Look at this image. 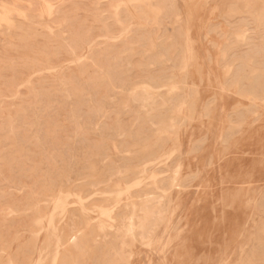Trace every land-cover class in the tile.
<instances>
[{"label": "rangeland", "instance_id": "rangeland-1", "mask_svg": "<svg viewBox=\"0 0 264 264\" xmlns=\"http://www.w3.org/2000/svg\"><path fill=\"white\" fill-rule=\"evenodd\" d=\"M174 1L0 0V49L7 52L0 51V139H3L0 141L4 143L0 142V153L5 150L0 155V264H40L43 250L50 252H46L49 256L45 255L47 259L41 264H54L51 261L54 249L55 255L58 253L57 259H53L55 264H264V0ZM48 4L52 6L48 8ZM49 10L53 11L48 13ZM165 11L169 12L166 14ZM5 12L9 18L2 20L1 15ZM113 20L115 24H112ZM96 28H100L99 34ZM151 29L154 30L152 34ZM137 34H145L146 37L138 39ZM25 51H30V56ZM93 62L92 68L90 63ZM78 70L79 73L76 72ZM104 84L106 86L102 87ZM249 84L251 86L248 87ZM246 89L248 91L244 92ZM124 118L128 119L125 121ZM141 122L143 124H139ZM147 128L153 131L148 132L151 129ZM21 138L22 145L26 140V149L19 145ZM37 152L39 155L36 157ZM132 163H137V166ZM143 163L148 171H145ZM30 166L35 167L31 170ZM16 168L17 171L14 170ZM163 169L166 171L162 172ZM76 187L81 190H76ZM120 189H123V194ZM23 194L27 195L23 197ZM79 196L83 199L82 204ZM56 204L64 212L58 205L55 207ZM100 207H106L109 211L106 212L105 208L104 214L108 216L111 212L110 216L106 218L103 211L100 214ZM22 216L25 217L21 219ZM101 225L105 226L103 230ZM51 228H55L53 232L57 238L49 232ZM60 237L65 238L62 243L58 242Z\"/></svg>", "mask_w": 264, "mask_h": 264}, {"label": "bare ground", "instance_id": "bare-ground-1", "mask_svg": "<svg viewBox=\"0 0 264 264\" xmlns=\"http://www.w3.org/2000/svg\"><path fill=\"white\" fill-rule=\"evenodd\" d=\"M20 1H21V0H20ZM40 1H41V0H40ZM44 1H45V0H44ZM93 1H94V0H93ZM135 1H136V0H135ZM145 1H147V0H145ZM161 1H162V0H160V2H161ZM170 1H171V0H170ZM76 2H77V1H76ZM80 2H81V1H80ZM132 2H134V1H132ZM137 2H138V1H137ZM175 2H176V0L174 1V3H175ZM41 3H42V2H41ZM65 3H66V2H65ZM78 3H79V2H78ZM86 3H87V2H86ZM86 3H85V6H86ZM103 3H104V2H103ZM152 3H153V2H152ZM168 3H169V2H167V4H168ZM172 3H173V1H172ZM73 4H74V3H73ZM88 4H90V2L87 3V5H88ZM104 4H106V3H104ZM146 4H147V3H146ZM160 4H161V3H160ZM164 4H165V3L163 2V5H164ZM232 4H233V3H232ZM232 4H231V5H232ZM234 4H235V3H234ZM237 4H238V3H237ZM48 5H49V4H48ZM80 5H81V3H80ZM80 5H79V6H80ZM152 5H153V4H152ZM154 5H155V4H154ZM51 6H52V5H51ZM51 6L49 5L48 8L51 7ZM67 6H68V5H67ZM69 6H71V5L69 4ZM69 6H68V7H69ZM81 6L83 7V4H82ZM89 6H90V5H89ZM108 6H109V5H108ZM139 6H140V5H139ZM148 6H149V4H148ZM164 6H165V5H164ZM169 6H170V4H169ZM171 6H173V4H172ZM171 6H170V7H171ZM175 6H177V5L175 4ZM175 6H174V8H175ZM233 6H234V5H233ZM0 7H1V6H0ZM53 7H54V6H53ZM143 7H144V6H143ZM167 7H168V6H167ZM167 7L165 6L164 8H166V10H168ZM177 7H178V6H177ZM239 7H240V6H239ZM24 8H25V7H24ZM27 8H28V7H27ZM73 8H75V7H73ZM105 8H106V7H105ZM107 8H108V7H107ZM107 8H106V9H107ZM117 8H118V7H117ZM126 8H127V7H126ZM139 8H140V7H139ZM148 8H149V7H148ZM179 8H180V7H179ZM51 9H52V8H51ZM65 9H66V8H65ZM67 9H68V8H67ZM81 9H82V8H81ZM84 9H85V8H84ZM84 9H83V10H84ZM99 9H100V8H99ZM99 9L97 8V10H99ZM102 9H103V8H102ZM53 10H54V9H53ZM53 10H52V11H53ZM72 10H73V9H72ZM85 10H86V9H85ZM92 10H93V9H92ZM103 10H104V9H103ZM121 10H122V9H121ZM124 10H125V9H124ZM137 10H138V9H137ZM173 10H174V9H173ZM177 10H178V8L176 9V12H177ZM50 11H51V10H49L48 13H49ZM52 11H51V12H52ZM63 11H64V10H63ZM69 11H70V10H69ZM80 11H81V10H80ZM87 11H88V10H87ZM89 11H90V8H89ZM105 11H106V10H105ZM162 11H163V10H162ZM174 11H175V10H174ZM231 11H232V10H231ZM233 11H235V10H233ZM254 11H255V10H254ZM15 12H16V11H15ZM122 12H123V11H122ZM166 12H167V11H165V13H166ZM168 12H169V11H168ZM168 12H167V13H168ZM170 12H171V11H170ZM65 13H66V11H65ZM165 13H163V15H164ZM167 13H166V14H167ZM256 13H257V12H256ZM80 14H81V13H80ZM123 14H124V12H123ZM170 14H171V13H170ZM175 14H176V13H174L173 15H175ZM18 15H20V14H18ZM18 15H17V16H18ZM48 15H50V14H48ZM82 15H83V13L81 14V16H82ZM84 15H85V14H84ZM121 15H122V14H121ZM163 15H162V17H163ZM20 16H22V15H20ZM20 16H19V17H20ZM24 16H25V15H24ZM59 16H60V15H59ZM62 16H63V15H62ZM62 16H60V17H62ZM70 16H71V15H70ZM177 16H179V15L177 14ZM76 17H77V16H76ZM85 17H86V16H85ZM87 17H88V16H87ZM87 17H86V18H87ZM109 17H110V16H109ZM127 17H128V16H127ZM166 17L169 18L170 15H169V16L167 15ZM8 18H9V16H8V13H7V12H5L3 15H1V19H2V20H7ZM50 18H51V17H50ZM92 18H93V17H92ZM128 18H129V17H128ZM172 18H173V17H172ZM222 18H223V17H222ZM248 18H249V17H248ZM248 18H247V19H248ZM57 19H58V18H57ZM80 19H81V18H80ZM83 19H84V17H83ZM90 19H91V18H90ZM110 19H111V17H110ZM123 19H124V18H123ZM163 19H165V16H164ZM169 19H171V17H170ZM225 19H226V18H225ZM227 19H228V18H227ZM236 19H237V18H236ZM238 19H239V18H238ZM240 19H242V18H240ZM250 19H251V17H250ZM10 20H11V19H10ZM13 20H14V19H13ZM24 20L26 21V19H24ZM59 20H60V18H59ZM87 20H88V19H87ZM103 20H104V19H103ZM120 20H121V19H120ZM158 20H159V19H158ZM171 20H172V19H171ZM171 20H169V21L171 22ZM18 21H19V20H18ZM46 21H47V20H46ZM80 21H82V20H80ZM113 21H114V20H113ZM149 21H150V23H151L152 20H149ZM237 21H238V20H236V22H237ZM239 21H240V20H239ZM245 21H246V20H245ZM249 21H250V20H249ZM253 21H254V20H253ZM11 22H12V21H11ZM30 22H31V21H30ZM91 22H93V19L91 20ZM170 22H169V24H170ZM232 22H233V21H232ZM234 22H235V20H234ZM3 23H4V22H3ZM79 23H80V22H79ZM99 23H100V22H99ZM110 23H111V22H110ZM165 23H166V22H165ZM167 23H168V22H167ZM245 23H246V22H245ZM251 23H253L252 20H251ZM15 24H16V23H15ZM22 24H23V23H22ZM32 24H34V23H32ZM75 24L77 25V23H75ZM86 24H88V23H86ZM89 24H90V21H89ZM112 24H115V21L112 22ZM119 24H120V23H119ZM233 24H234V23H233ZM233 24H232V25H233ZM7 25H8V24H7ZM9 25H10V24H9ZM13 25H14V23H13ZM76 25H74V26H76ZM98 25H99V24H98ZM110 25H111V24H110ZM148 25H149V24H148ZM150 25H151V24H150ZM211 25H212V24H211ZM228 25H229V24H228ZM232 25L230 24L229 26H232ZM32 26H33V25H32ZM77 26H78V25H77ZM87 26H88V25H87ZM89 26H90V25H89ZM94 26H95V25H94ZM108 26H109V25H108ZM113 26H114V25H113ZM163 26H164V25H163ZM176 26H178V25H176ZM242 26H243V25H242ZM2 27H4V26H2ZM84 27H85V26H84ZM97 27H98V26H97ZM129 27H130V26H129ZM181 27H182V26H181ZM181 27H180V28H181ZM219 27H220V26H219ZM262 27H263V26H262ZM50 28H51V27H50ZM87 28H88V27H87ZM109 28H110V27H109ZM113 28H114V27H113ZM247 28H248V27H247ZM251 28H252V27H251ZM251 28H250V29H251ZM263 28H264V27H263ZM263 28H262V29H263ZM48 29H49V28H48ZM54 29H55V28H54ZM65 29H66V28H65ZM72 29H73V28H72ZM83 29H84V28H83ZM94 29H95V28H94ZM94 29H92V31H94ZM97 29H98V28H96V30H97ZM128 29H130V28H128ZM160 29L163 30V28H160ZM167 29H168V28H167ZM232 29H233V28H232ZM4 30H5V29H4ZM52 30H53V29L51 28V31H52ZM84 30H86V29H84ZM96 30H95V31H96ZM109 30H110V29H109ZM142 30H144V29H142ZM149 30H150V29H149ZM152 30H153V29H151V33H150V34H152ZM183 30H184V29H183ZM255 30H256V28H255ZM2 31H3V30H2ZM49 31H50V30H49ZM98 31L100 32V28H99V30H97V32H98ZM112 31H113V29H112ZM126 31L128 32L127 29H126ZM133 31H134V30H133ZM138 31H139V30H138ZM138 31H137V32H138ZM153 31H154V30H153ZM181 31H182V30H181ZM248 31H250V30H248ZM261 31H262V30H261ZM71 32H72V31H71ZM81 32H82V31H81ZM99 32H98V34H99ZM120 32H121V31H120ZM139 32H140V31H139ZM149 32H150V31H149ZM149 32H148L147 34H149ZM168 32H169V30H168ZM209 32L211 33V31H209ZM50 33H51L52 35H54L52 32H50ZM73 33H74V32H73ZM109 33H110V32H109ZM123 33H124V32L122 31L121 34H123ZM134 33H135V32H134ZM153 33H154V32H153ZM164 33H165V32H164ZM247 33H249V32H247ZM251 33H252V32H251ZM251 33H250V34H251ZM262 33H263V32H262ZM22 34H23V33H22ZM94 34H95V33H94ZM94 34H93V37L95 36ZM100 34H102V33H100ZM112 34H113V33H112ZM115 34H117V33H115ZM121 34H120V37H121ZM162 34H163V33H162ZM179 34H180L179 36L182 37L181 33H179ZM182 34H183V33H182ZM218 34H219V33H218ZM245 34H246V32H245ZM5 35H6V34H5ZM104 35H106V34H104ZM137 35H138V34H137ZM144 35H145V34H144ZM144 35H143V36L140 35V36L144 38V37H146V35H145V36H144ZM160 35H161V34H160ZM172 35H173V34H172ZM258 35H259V34H258ZM59 36H60V35H59ZM102 36H103V35H101L100 37H102ZM115 36H116V35H115ZM135 36H136V35H135ZM140 36L138 35V36H136V37H138V39H139ZM163 36H164V34H163ZM184 36H185V35H183V38H184ZM187 36H188V35H187ZM239 36H240V35H239ZM241 36H242V35H241ZM241 36H240V37H241ZM98 37H99V35H98ZM130 37L133 38V36H129V38H130ZM141 37H140V38H141ZM160 37H162V36H160ZM230 37H231V34H230ZM246 37H247V36H246ZM263 37H264V36H263ZM0 38H1V37H0ZM66 38H67V37H66ZM95 38H97V37H95ZM95 38H93L94 41L96 40ZM149 38H150V36H149ZM178 38H179V37H178ZM187 38H188V37H187ZM223 38H224V36H223ZM228 38H229V37H228ZM1 39H2V38H1ZM100 39H102V38H100ZM104 39H107V38L104 37ZM108 39H111V38H108ZM118 39H119V38H118ZM130 39H131V38H130ZM165 39H166V38H165ZM230 39H231V38H230ZM235 39H236V38H235ZM250 39H251V38H250ZM97 40H98V39H97ZM112 40H113V39H112ZM128 40H129V39H128ZM160 40H161V38H160ZM163 40H164V39H162V41H163ZM181 40H182L181 42H183V39H182V38H181ZM257 40H258V39H257ZM257 40H256L255 42H257ZM259 40H260V39H259ZM1 41H2V40H1ZM38 41L40 42L39 39H38ZM41 41H42V40H41ZM94 41H93V42H94ZM114 41H115V40H114ZM132 41H133V40H132ZM137 41H138V40H137ZM142 41H143V40H142ZM156 41H157V40H156ZM158 41H159V40H158ZM164 41H165V40H164ZM245 41H246V40H245ZM253 41H254V40H253ZM262 41H263V40H262ZM32 42H33V41H32ZM57 42H58V41H57ZM84 42H85V41H84ZM99 42H100V41H99ZM118 42H119V41H118ZM130 42H131V40H130ZM181 42H180V43H181ZM12 43H14V42H12ZM40 43H41V42H40ZM43 43H44V42H43ZM75 43H76V42H75ZM96 43H97V42H96ZM101 43H102V42H101ZM101 43H100V44H101ZM103 43H105V42H103ZM121 43H123V41H121ZM124 43H125V41H124ZM131 43H133V42H131ZM136 43H137V42H136ZM174 43H175V42H174ZM15 44H16V43H15ZM18 44H19V43H18ZM44 44H45V43H44ZM48 44H49V43H48ZM119 44H120V43H119ZM147 44H148V43H147ZM156 44H158V43H156ZM156 44H155V45H156ZM33 45H34V47H35V44H33ZM37 45H39V43H38ZM41 45H42V43H41ZM41 45H40V46H41ZM81 45H82V44H81ZM103 45H104V44H103ZM141 45H142V44H141ZM173 45H174V44H173ZM176 45H177V44H176ZM258 45H259V44H258ZM23 46H24V45H23ZM40 46H39V48H40ZM47 46H48V45H47ZM49 46H51V45H49ZM55 46H56V44H55ZM58 46H59V44H58ZM72 46H73V45H72ZM93 46H94V45H93ZM108 46H110V45H108ZM123 46H124V45H123ZM166 46H167V45H166ZM181 46H184V45L181 44ZM181 46H180V47H181ZM36 47H37V46H36ZM42 47H43V45H42ZM73 47H74V46H73ZM97 47H98V46H97ZM120 47H121V46H120ZM140 47H142V46H140ZM156 47H157V45H156ZM177 47H178V45H177ZM17 48H18V47H17ZM19 48H20V47H19ZM80 48H81V47H80ZM104 48L106 49V47H104ZM113 48H114V47H113ZM116 48H117V46H116ZM121 48H122V47H121ZM121 48H120V49H121ZM144 48H145V47H144ZM168 48H170V45H169ZM168 48H167V49H168ZM173 48H176V47L173 46ZM182 48H183V47H182ZM261 48H262V47H261ZM111 49H112V48H111ZM132 49H133V48H132ZM158 49H159V47H158ZM167 49H166V51H168ZM184 49H185V48H184ZM247 49H248V48H247ZM35 50H36V49H35ZM117 50H118V49H117ZM117 50H115V51L117 52ZM126 50H127V49H126ZM128 50H129V49H128ZM147 50H148V49H147ZM163 50H164V49H163ZM170 50H172V48H171ZM0 51H3V50L0 49ZM39 51H40V50H39ZM42 51H43V49H42ZM64 51H65V50H64ZM113 51H114V50H113ZM242 51H243V50H242ZM246 51H247V50H245V52H246ZM4 52H5V51H3V53H4ZM27 52H28V51H27ZM27 52L25 51L24 53H26V55H28V53H29L30 51H29L28 53H27ZM33 52H34V51H33ZM37 52H38V51H37ZM71 52H72V51H71ZM81 52H82V51H80V53H81ZM116 52H113V54H114V53L116 54ZM149 52H150V51H149ZM164 52H165V51H164ZM177 52H178V50H177ZM182 52H183V51H180V53H182ZM240 52H241V51H240ZM3 53H2V54H3ZM5 53H7V52H5ZM57 53H58V52H57ZM62 53H63V51H62ZM78 53H79V52H78ZM90 53H91V52H90ZM103 53H104V52H103ZM120 53H121V52H120ZM142 53H143V52H142ZM178 53H179V52H178ZM251 53H252V52H251ZM14 54H15V53H14ZM22 54H23V53H22ZM59 54H60V53H59ZM174 54H175V53H174ZM176 54H177V53H176ZM238 54H239V53H238ZM256 54H257V53H256ZM11 55H12V53H11ZM11 55H10V56H11ZM17 55H19V54H17ZM17 55H16V56H17ZM49 55H50V54H49ZM76 55H77V54H76ZM97 55H98V54H97ZM97 55H96V56H97ZM107 55H108V54H107ZM141 55H142V54H141ZM161 55H162V54H161ZM166 55H167V54H166ZM177 55H178V54H177ZM236 55H237V54H236ZM258 55H259V54H258ZM16 56H13V57H16ZM20 56H21V54H20ZM20 56H19V57H20ZM28 56H30V53H29ZM33 56H35V55H33ZM65 56L67 57V55H65ZM77 56H78V55H77ZM109 56H110V54H109ZM111 56H112V54H111ZM125 56H126V55H125ZM159 56H160V55H159ZM178 56H180V54H179ZM230 56H231V55H230ZM234 56H235V55H234ZM256 56H257V55H256ZM17 57H18V56H17ZM31 57H32V54H31ZM60 57H61V56H60ZM63 57H64V55H63ZM63 57H61V58L63 59ZM69 57H70V56H69ZM91 57H92V56H91ZM91 57H89V58H91ZM131 57H132V56H131ZM176 57H177V56H176ZM240 57H241V56H240ZM34 58H35V57H34ZM72 58H73V57H72ZM83 58H84V57H83ZM83 58H82V59H83ZM89 58H88V59H89ZM119 58H120V57H119ZM127 58H128V55H127ZM139 58H140V57H139ZM152 58H153V60H154V57H152ZM177 58H178V57H177ZM208 58H209V57H208ZM210 58H211V57H210ZM231 58H232V57H231ZM234 58H235V57H234ZM238 58H239V57H238ZM44 59H45V58H44ZM98 59H99V58H98ZM102 59H104V58H102ZM102 59H101V60H102ZM109 59H110V58H109ZM113 59H114V56H113ZM136 59H137V58H136ZM147 59H148V58H147ZM175 59H176V58H175ZM178 59H179V58H178ZM180 59H181V56H180ZM95 60H96V59H95ZM121 60H122V58H121ZM134 60H135V59H134ZM170 60H171V59H170ZM173 60H174V59H173ZM44 61H45V60H44ZM51 61H52V60H51ZM91 61H92V60H91ZM102 61H103V60H102ZM104 61H105V60H104ZM135 61H137V60H135ZM140 61H141V60H140ZM140 61H139V62H140ZM147 61H148V60H147ZM180 61H181V60H179V62H180ZM220 61H221V60H220ZM260 61H261V60H260ZM62 62H63V61H62ZM69 62H70V61H69ZM77 62L79 63L80 60H78ZM97 62H98V60H97ZM106 62H107V61H106ZM106 62H104V63H106ZM139 62H138V63H139ZM175 62H176V61H174V63H173L174 66H175ZM229 62H231V61H229ZM239 62H240V61H239ZM17 63H18V62H17ZM60 63H61V62H60ZM66 63H68V62H66ZM100 63H101V62H99V65H100ZM119 63H120V62H119ZM133 63H134V62H133ZM140 63H142V61H141ZM144 63H145V62H144ZM255 63H256V62H255ZM261 63H262V62H261ZM6 64H7V63H6ZM8 64H9V63H8ZM51 64L54 65V63H51ZM135 64H136V63H134L133 65H135ZM168 64H170V63H168ZM171 64H172V62H171ZM176 64H177V63H176ZM221 64H222V62H221ZM224 64H226V63H224ZM224 64H223V67H224ZM227 64H228V63H227ZM240 64H241V63H240ZM87 65H89V64H87ZM87 65H86V66H87ZM90 65H91V67L93 68L94 66H92V65H94V62H93V64L90 63ZM95 65H96V64H95ZM106 65H107V64H106ZM121 65H122V64H121ZM149 65H150V64H149ZM179 65H180V64H179ZM256 65H257V64H256ZM258 65H259V64H258ZM8 66H9V65H8ZM59 66H60V65H59ZM237 66H238V65H236V67H237ZM17 67H18V66H17ZM88 67H90V66H88ZM105 67H106V66H105ZM154 67H155V66H154ZM157 67H158V65H157ZM177 67H178V66H176V68H177ZM221 67H222V66H221ZM223 67H222V68H223ZM236 67H235V68H236ZM23 68H25V67H23ZM74 68H75V67H74ZM92 68H91V69H92ZM164 68H165V67H164ZM55 69H56V68H55ZM55 69H54V71H55ZM72 69H73V68H72ZM145 69H146V68H145ZM160 69H163V68H160ZM168 69H171V68H168ZM232 69H233V68H232ZM20 70H21V69H20ZM25 70H28V69H25ZM48 70H49V69H48ZM76 70H77V69H76ZM110 70H111V69H110ZM112 70H113V69H112ZM115 70H117V66H116ZM172 70H174V69H172ZM172 70H171V71H172ZM184 70H185V69H184ZM235 70H236V69H235ZM242 70H243V69H242ZM9 71H10V70H9ZM22 71H23V70H22ZM22 71H21V73H22ZM72 71H73V70H72ZM72 71H70V72H72ZM86 71H87V70H86ZM103 71H104V70H103ZM103 71H102V72H103ZM158 71H159V70H157L156 73H157ZM168 71H170V70H168ZM70 72H68V73L70 74ZM76 72L79 73V70L76 71ZM104 72H105V71H104ZM120 72H121V71H120ZM135 72H136V71H135ZM152 72H154V71H152ZM152 72H151V73H152ZM163 72H164V71H163ZM166 72H167V71H166ZM166 72H165V74H166ZM263 72H264V71H263ZM9 73H11V72H9ZM17 73H18V72H17ZM26 73H27V72H26ZM64 73H65V71H64ZM158 73H159V72H158ZM158 73H157V74H158ZM161 73H162V72H161ZM168 73H169V72H168ZM168 73H167V74H168ZM233 73H234V70H233ZM236 73H237V72H236ZM4 74H5V73H4ZM7 74H8V73H7ZM19 74H20V73H19ZM23 74H25V73H23ZM73 74H75V72H74ZM111 74H112V73H111ZM113 74H115V73H113ZM157 74H156V76H157ZM241 74H242V73H241ZM253 74H254V73H253ZM11 75H12V74H11ZM16 75H17V74H16ZM26 75H28V73H27ZM46 75H47V74H46ZM66 75H67V74H66ZM108 75H109V74H108ZM116 75H117V74H116ZM116 75H115V76H116ZM136 75H137V72H136ZM138 75H139V77H140V74H138ZM154 75H155V74H154ZM185 75H186V74H185ZM235 75H236V74H235ZM244 75H245V74H244ZM12 76H13V75H12ZM20 76H21V75H20ZM20 76H19V77H20ZM75 76H76V75H75ZM78 76H79V75H78ZM99 76H100V75H99ZM117 76H118V75H117ZM122 76H123V75H122ZM152 76H153V75H152ZM174 76H175V74H174ZM236 76H237V75H236ZM240 76H241V75H240ZM246 76H247V75H246ZM13 77H14V76H13ZM44 77H45V76H44ZM65 77H66V76H65ZM110 77H111V76H110ZM131 77H135V76L131 75ZM139 77H138V78H139ZM141 77H142V76H141ZM232 77H233V76H232ZM232 77H231V78H232ZM6 78H7V76H6ZM8 78H9V77H8ZM45 78H46V77H45ZM49 78H50V77H49ZM61 78H62V77H61ZM69 78H70V77H69ZM77 78H79V77H77ZM77 78H76V79H77ZM80 78H81V77H80ZM118 78H119V76H118ZM127 78H128V77H127ZM127 78H126V82H127L128 79H129V78H128V79H127ZM142 78H143V77H142ZM166 78H167V77H166ZM176 78H177V77H176ZM231 78H229V79L231 80ZM15 79H16V77H15ZM24 79H25V78H24ZM74 79H75V77H74ZM120 79H121V76H120ZM123 79H124V78H123ZM135 79H136V78H135ZM232 79H234V78H232ZM237 79H238V77H237ZM19 80H20V79H19ZM48 80H49V79H48ZM51 80H52V78H51ZM72 80H73V79H72ZM84 80H85V78H84ZM130 80H131V79H130ZM167 80H168V79H167ZM174 80H175V79H174ZM258 80H259V79H258ZM33 81H34V80H33ZM78 81H79V80H78ZM81 81H82V80H81ZM112 81H113V80H112ZM115 81H116V80H115ZM140 81H141V80H140ZM228 81H229V80H228ZM233 81H234V80H233ZM241 81H243V80H241ZM241 81H240V82H241ZM35 82H37L36 79H35ZM55 82H56V81H55ZM83 82H84V81H82V83H83ZM124 82H125V81H124ZM240 82H239V83H240ZM27 83H28V82H27ZM48 83H49V82H48ZM50 83H51V82H50ZM75 83H77V82H75ZM79 83H80V81H79ZM82 83H81V84H82ZM114 83H116V82H114ZM147 83H149V82H147ZM226 83H227V82H226ZM229 83L232 84V81H231V82H228V84H229ZM243 83H244V81H243L241 84H243ZM246 83H247V81H246ZM45 84H46V83H45ZM123 84H124V83H123ZM228 84H227V85H228ZM230 84H229L228 86H230ZM253 84H254V83H253ZM256 84H257V83H256ZM261 84H262V83H261ZM67 85H68V83H67ZM84 85H85V83H84ZM117 85H119V82H118ZM149 85H150V84H149ZM225 85H226V84H225ZM225 85H224V86H225ZM68 86H69V85H68ZM81 86H82V85H81ZM98 86H99V84H98ZM104 86H106V85L104 84L102 87H104ZM120 86H121V85H120ZM156 86H157V85H156ZM239 86H240V85H238V87H239ZM244 86H245V85H244ZM249 86H251V84H249L248 87H249ZM20 87H21V86H20ZM44 87H45V85H44ZM48 87H49V85H48ZM116 87H117V86H116ZM116 87H115V88H116ZM170 87H171V86H170ZM172 87H173V86H172ZM259 87H260V86H259ZM46 88H47V86H46ZM49 88H50V87H49ZM68 88H69V87H68ZM150 88H151V87H150ZM245 88H246V87H245ZM257 88H258V87H257ZM43 89H44V88H43ZM60 89H61V88H60ZM102 89H103V88H101V90H102ZM110 89H111V86H110ZM137 89H138V88H137ZM161 89H162V88H161ZM252 89H254V88H252ZM255 89H256V88H255ZM173 90H174V89H173ZM197 90H198V89H197ZM263 90H264V89H263ZM263 90H261V91H263ZM9 91H10V90H9ZM14 91H15V90H14ZM44 91H45V90H44ZM71 91H72V89H71ZM131 91H132V90H131ZM167 91H168V90H167ZM238 91H239V90H238ZM246 91H248V89H246L244 92H246ZM257 91H258V90H257ZM21 92H22V91H21ZM23 92H24V91H23ZM68 92H69V91H68ZM98 92H101L100 89H99ZM161 92H162V91H161ZM161 92H160V93H161ZM251 92L253 93L254 91H251ZM251 92H249V93H251ZM259 92H260V91H259ZM259 92H258V93H259ZM102 93H103V90H102ZM164 93H165V92H164ZM237 93H238V92H237ZM237 93H236V94H237ZM241 93H242V92H241ZM261 93H263V92H261ZM17 94H18V93H17ZM21 94H22V93H21ZM27 94H28V92H27ZM81 94H82V93H81ZM99 94H101V93H99ZM109 94H110V93H109ZM117 94H118V93H117ZM162 94H163V93H162ZM178 94H179V93H178ZM245 94H246V93H245ZM247 94H248V92H247ZM22 95H23V94H22ZM87 95H88V93H87ZM112 95H113V94H112ZM164 95H165V94H164ZM166 95H167V94H166ZM182 95H183V94H182ZM192 95H193V94H192ZM238 95H239V94H238ZM46 96H47V95H46ZM95 96H96V95H95ZM101 96H102V95H101ZM258 96H259V95H258ZM260 96H261V95H260ZM42 97H43V96H42ZM47 97H48V96H47ZM70 97H71V96H70ZM70 97H69V98H70ZM90 97H91V95H90ZM90 97H89V98H90ZM114 97H115V96H114ZM145 97H146V96H145ZM171 97H172V96H171ZM182 97H183V96H182ZM182 97H181V98H182ZM190 97H191V96H190ZM251 97H252V96H251ZM255 97H256V96H255ZM98 98H99V97H98ZM98 98H97V100H98ZM155 98H156V97H155ZM159 98H160V97H159ZM184 98H185V97H184ZM59 99H60V98H59ZM83 99H84V98H83ZM99 99H100V98H99ZM113 99H114V98H113ZM170 99H171V98H170ZM174 99H175V98H174ZM176 99H177V98H176ZM179 99H180V98H179ZM213 99H214V98H213ZM23 100H24V99H23ZM38 100H39V99H38ZM41 100H42V99H41ZM57 100H58V99H57ZM86 100H87V98H86ZM89 100H91V99H89ZM259 100H260V99H259ZM25 101H26V100H25ZM28 101H29V100H28ZM28 101H26V102H28ZM91 101H92V100H91ZM159 101H160V100H159ZM169 101H170V100H169ZM176 101H178V100H176ZM210 101H211V100H210ZM251 101H252V100H251ZM255 101H256V100H255ZM261 101H262V100H261ZM5 102H6V101H5ZM7 102L10 103V101H7ZM15 102H16V101H15ZM29 102H30V101H29ZM58 102H59V100H58ZM60 102H61V101H60ZM88 102H89V101H88ZM142 102H143V101H142ZM170 102H171V101H170ZM173 102H174V101H173ZM208 102H209V101H208ZM212 102H213V101H212ZM212 102H211V103H212ZM11 103H12V102H11ZM19 103H22V102H19ZM43 103H44V102H43ZM159 103H160V102H159ZM161 103H162V101H161ZM17 104H18V103H17ZM91 104H93V103L91 102ZM165 104H166V102H165ZM177 104H179V103H177ZM190 104H191V103H190ZM192 104H193V103H192ZM207 104H208V103H207ZM209 104H210V103H209ZM251 104H252V103H251ZM253 104H254V103H253ZM2 105H3V104H2ZM84 105H85V104H84ZM93 105H94V104H93ZM140 105H141V104H139V106H140ZM153 105H154V104H153ZM159 105H160V104H159ZM169 105L171 106V104H169ZM186 105H187V104H186ZM106 106H107V105H106ZM209 106H210V105H209ZM252 106H253L252 108H255L254 105H252ZM146 107H147V106H146ZM146 107H145V108H146ZM153 107H154V106H153ZM193 107H194V106H193ZM9 108H10V106H9ZM56 108H57V107H56ZM75 108H76V107H75ZM91 108H92V107H91ZM167 108H168V107H167ZM174 108H175V107H174ZM72 109H73V108H72ZM89 109H90V108H89ZM89 109H87V110H89ZM204 109H205V108H204ZM256 109H257V108H256ZM256 109H255V110H256ZM58 110H59V108H58ZM67 110H69L68 112L70 113V108L67 109ZM67 110H66V112H67ZM73 110H74V109H73ZM77 110H78V109H77ZM83 110H84V109H83ZM136 110H138V107H137ZM162 110H163V109H162ZM172 110H173V109H172ZM172 110H171V111H172ZM206 110H207V108H206ZM241 110H243V109H241ZM244 110H245V109H244ZM255 110L253 109V111H255ZM7 111H8V110H7ZM84 111H86V109H85ZM251 111H252V109H251ZM77 112H78V111H77ZM77 112H76V113H77ZM113 112H114V111H113ZM148 112H149V111H148ZM244 112H245V111H244ZM24 113H25V112H24ZM61 113H62V112H61ZM61 113H60V115H61ZM63 113H65V112H63ZM72 113H73V111H72ZM95 113H96V111H95ZM166 113H167V112H166ZM207 113H208V112H207ZM207 113H205V114H207ZM234 113H235V112H234ZM234 113H232V114L235 115ZM238 113H239V112H238ZM249 113H250V111H249ZM25 114H26V113H25ZM65 114H66V113H65ZM128 114H129V113H128ZM228 114H229V113H228ZM236 114H237V113H236ZM244 114H246V113H244ZM250 114H251V113H250ZM39 115H40V114H39ZM39 115H38V116H39ZM49 115H50V114H49ZM56 115H57V114H56ZM60 115H59V116H60ZM62 115H63V114H62ZM62 115H61V116H62ZM75 115H77V114H75ZM92 115H93V114H91V118L93 117ZM98 115H99V114H98ZM141 115H142V114H141ZM229 115H231V113H230ZM233 115H232V116H233ZM25 116H26V115H25ZM31 116L34 117L33 115H31ZM31 116H30V117H31ZM53 116L56 117L55 115H53ZM84 116H85V115H84ZM89 116H90V115H89ZM114 116H115V115H114ZM143 116H144V115H143ZM206 116H207V115H206ZM206 116H205V117H206ZM232 116H231V117L229 116V117L233 119ZM238 116H239V115H238ZM19 117H20V116H19ZM39 117H40V116H39ZM42 117H43V116H42ZM50 117H51V116H50ZM67 117H68V116H67ZM112 117H113V116H112ZM133 117H134V115H133ZM161 117H162V116H161ZM205 117H203V118H205ZM227 117H228V115H227ZM245 117H246V116H245ZM26 118H28V117H26ZM45 118H46V117H45ZM73 118H74V116H73ZM85 118H86V116H85ZM94 118H95V117H94ZM99 118H100V117H99ZM99 118H98V119H99ZM48 119H49V118H48ZM53 119H54V118H53ZM56 119H57V118H56ZM56 119H55V122H56ZM58 119H59V118H58ZM61 119H62V118H61ZM111 119H112V118H111ZM113 119H114V117H113ZM124 119H125V118H124ZM127 119H128V118H127ZM127 119H125V121H126ZM240 119H241V118H240ZM240 119H239V120H240ZM243 119H244V118H243ZM256 119H257V118H256ZM6 120H7V119H6ZM90 120L92 121L93 119H90ZM147 120H148V119H147ZM42 121H43V120H42ZM113 121H114V120H113ZM144 121H145V120H144ZM160 121H161V120H160ZM237 121H238V120H237ZM241 121H242V120H241ZM243 121H244V120H243ZM45 122H49V121H45ZM61 122H62V121H61ZM82 122H83V121H82ZM128 122H129V121H128ZM146 122H147V121H146ZM156 122H157V124L159 123L158 121H156ZM179 122H180V121H179ZM256 122H257V121H256ZM4 123H5V122H4ZM19 123H21V122H19ZM32 123H33V121H32L30 124H32ZM52 123H53V122H52ZM62 123L64 124V122H62ZM109 123H110V122H109ZM135 123H136V122H135ZM148 123H149V122H148ZM153 123H154V122H153ZM161 123H162V122H161ZM186 123H187V121H186ZM232 123H233V122H232ZM237 123H238V122H237ZM16 124H17V123H16ZM30 124H28V125H30ZM41 124H42V123H41ZM59 124H60V122H59ZM91 124H93V123H91ZM139 124H143V123L141 122V123H139ZM151 124H152V123H151ZM154 124H155V123H154ZM157 124H155V125H157ZM177 124H178V122H177ZM50 125H51V124H50ZM50 125H49V126H50ZM60 125H61V124H60ZM65 125H66V124H65ZM74 125H75V124H74ZM81 125H82V124H81ZM148 125H149V124H148ZM160 125H161V124H160ZM17 126H18V125H17ZM51 126H53V125H51ZM63 126H64V125H63ZM69 126H70V124H69ZM231 126H232V125H231ZM239 126H240V125H239ZM10 127H11V126H10ZM15 127H16V126H15ZM126 127H127V126H126ZM189 127H190V126H189ZM18 128H19V127H18ZM18 128H17V129H18ZM69 128H70V127H69ZM99 128H100V127H99ZM99 128H98V129H99ZM137 128H138V127H137ZM230 128H231V127H230ZM44 129H45V128H44ZM60 129H61V128H60ZM62 129H63V128H62ZM67 129H68V128H67ZM73 129H75V128L73 127ZM102 129H103V128H102ZM140 129H141V128H139V130H140ZM147 129H148V128H147ZM150 129H151V128H150ZM150 129H148V130H150ZM237 129L239 130V128H237ZM24 130H26V129H24ZM34 130H35V129H34ZM116 130H117V129H116ZM134 130H136V129H134ZM142 130L144 131V128H143ZM228 130H229V129H228ZM240 130H241V129H240ZM37 131H38V130H37ZM50 131H51V130H50ZM74 131H75V130H74ZM74 131H73V132H74ZM98 131H99V130H98ZM151 131H153V130L151 129V130L148 131V132H151ZM154 131H155V128H154ZM117 132H118V131H117ZM133 132H134V131H133ZM226 132H229V131H226ZM235 132H236V131H235ZM4 133L6 134V131H5ZM9 133H10V132H9ZM23 133H24V132H23ZM57 133H58V132H57ZM63 133H65V131H64ZM67 133H68V132H67ZM111 133H112V132H111ZM134 133H135V132H134ZM143 133H144V132H143ZM169 133H171V131H169ZM239 133H240V132H239ZM2 134H3V133H2ZM40 134H41V133H40ZM60 134H61V133H60ZM69 134H70V133H69ZM97 134H98V132H97ZM223 134H224V133H223ZM225 134H226V133H225ZM225 134H224V135H225ZM228 134H230V133H228ZM232 134H233V133H232ZM232 134H231V136H232ZM18 135H19V134H18ZM29 135H30V134H29ZM170 135H171V134H170ZM233 135H234V134H233ZM21 136H23V134H22ZM24 136H25V135H24ZM24 136H23V137H24ZM30 136H31V135H30ZM43 136H45V134H44ZM67 136H68V135H67ZM135 136H136V135H135ZM205 136H206V135H205ZM228 136H229V135H228ZM231 136H230V137H231ZM0 137H1V135H0ZM19 137H20V136H19ZM23 137H22V138H23ZM50 137H51V136H50ZM61 137H62V136H61ZM91 137H92V136H91ZM3 138H4V136H3ZM16 138H17V137H16ZM22 138L19 139V141H20V140L22 141ZM42 138H43V137H42ZM65 138H66V135H65ZM143 138H144V135H143ZM203 138H205V137L203 136ZM222 138H223V137H222ZM25 139H26V137H25ZM62 139H63V141H65L63 137H62ZM62 139H61V140H62ZM93 139H94V137H93ZM207 139H208V137H207ZM223 139H225V138H223ZM230 139H231V138H230ZM0 140H3V139H0ZM9 140H10V139H8L7 141H8V142H11V140H10V141H9ZM34 140H36V139H34ZM52 140H53V139H52ZM57 140H58V139H57ZM61 140H60V143H61ZM89 140H91V139H89ZM112 140H113V139H112ZM203 140H204V139H203ZM228 140H229V139H228ZM21 141H20V144H19L20 146L22 145V144H21V143H22ZM54 141H55V138H54ZM98 141H99V139H98ZM118 141H120V140H118ZM169 141H170V140H169ZM169 141H167V142H169ZM204 141H205V140H204ZM226 141H227V140H226ZM0 142H1V141H0ZM25 142H26V140L24 141V143H25ZM39 142H40V141H39ZM48 142H49V141H48ZM67 142H68V140H67ZM132 142H133V141H132ZM160 142H161V141H160ZM199 142H200V141H199ZM1 143L4 144L3 142H1ZM24 143H23L22 146H24ZM37 143H38V142H37ZM40 143H41V142H40ZM51 143H52V142H51ZM56 143H57V142H56ZM58 143H59V141H58ZM124 143H125V142H124ZM2 144H1V145H2ZM10 144H11V143H10ZM32 144H34V143H32ZM42 144H43V143H42ZM63 144H64V143H63ZM63 144H62V146H63ZM79 144H80V143H79ZM132 144H134V142H133ZM195 144H196V143H195ZM198 144H199V143H198ZM200 144H201V142H200ZM1 145H0V147H1ZM19 145H18V146H19ZM36 145H37V144H36ZM40 145H41V144H40ZM65 145H66V144H65ZM65 145H64V146H65ZM127 145L130 146V143H128ZM159 145H160V143H159ZM202 145H204V144L202 143ZM18 146H17V147H18ZM28 146H29V145H28ZM51 146H53V145H51ZM55 146H57V145L55 144ZM117 146H118V144H117ZM129 146H127V147H129ZM10 147H11V146H10ZM30 147H31V146H30ZM43 147H44V146H43ZM58 147H59V146H58ZM161 147H162V145H161ZM161 147L159 146V148H161ZM199 147H201V145H200ZM24 148L26 149L25 146H24ZM34 148H35V146H34ZM36 148H37V146H36ZM36 148H35V149H36ZM67 148H68V147H67ZM63 149H64V148H63ZM65 149H66V148H65ZM198 149H199V148H198ZM3 150H4V149H3ZM3 150H2V153L5 151V150H4V151H3ZM15 150H16V149H15ZM53 150H54V149H53ZM68 150H69V149H68ZM155 150H156V149H155ZM192 150H193V149H192ZM201 150H202V149H201ZM201 150H200V151H201ZM0 151H1V150H0ZM39 151H40V150H39ZM41 151H42V150H41ZM57 151H58V150H57ZM196 151H197V150H196ZM12 152H13V151H12ZM12 152H11V150H10V153H12ZM163 152H164V151H163ZM198 152H199V151H198ZM198 152H197V153H198ZM2 153H0V155H1ZM7 153L9 154V151H8V150H7ZM14 153H15V151H14ZM32 153H33V152H32ZM37 153H38V152H37ZM37 153H36V157H37V155H39V153H38V154H37ZM46 153H47V152H45V154H46ZM26 154H27V152H26ZM63 154H64V153H63ZM127 154H128V153H127ZM139 154H140V153H139ZM192 154H193V153H192ZM47 155H48V154H47ZM53 155H55V154H53ZM179 155H180V154H179ZM115 156H116V155H115ZM139 156H141V155H139ZM181 156H182V155H181ZM0 157H1V156H0ZM3 157H4V156H3ZM15 157L18 158L19 156L17 157V155H16ZM41 157H42V156L40 155L39 158H41ZM69 157H70V156H69ZM118 157H119V156H118ZM121 157H122V156H121ZM178 157H179V156H178ZM19 158H20V157H19ZM101 158H102V157H101ZM175 158H176V156H175ZM179 158H181V157H179ZM9 159H12V158L10 157ZM31 159H32V158H31ZM33 159H34V157H33ZM33 159H32V162H33ZM36 159H37V158H36ZM46 159H47V158H46ZM18 160H19V159H18ZM39 160H40V159H39ZM59 160H60V159H59ZM93 160H94V159H93ZM142 160H143V159H142ZM171 160H172V159H171ZM8 161H9V160H8ZM36 161H37V160H36ZM89 161H90V160H89ZM149 161H150V160H149ZM174 161H175V160H174ZM174 161H173V164H174ZM39 162H40V161H39ZM69 162H70V161H69ZM69 162H68V163H69ZM100 162H101V161H100ZM121 162H122V161H121ZM175 162H178V159H177ZM9 163H10V162H9ZM9 163H8V164H9ZM37 163H38V162H37ZM48 163H49V162H48ZM101 163H102V162H101ZM108 163H109V162H108ZM115 163H116V162H115ZM138 163H139V162H138ZM141 163H142V162H141ZM152 163H153V162H152ZM210 163H211V162H210V160H209V164H210ZM3 164H4V163H3ZM5 164L7 165V163H5ZM34 164H35V163H34ZM44 164H45V163H44ZM110 164H111V163H110ZM110 164H109V165H110ZM132 164L134 165L135 163H132ZM136 164H137V163H136ZM136 164H135V165H136ZM150 164H151V163H150ZM171 164H172V163H171ZM6 165H5V166H6ZM66 165H67V164H66ZM119 165H120V163H119ZM140 165H141V164H140ZM143 165H144V163H143ZM174 165H175V164H174ZM174 165H173V166H174ZM180 165H181V164H180ZM7 166H8V165H7ZM10 166H11V163H10ZM22 166H23V165H22ZM59 166H60V165H59ZM100 166H101V165H100ZM110 166H111V165H110ZM131 166H132V165H131ZM136 166H137V165H136ZM8 167H9V166H8ZM20 167H21V166H20ZM20 167H19V169H20ZM32 167H33V166H32ZM32 167L30 166L31 170H32L35 166H34L33 168H32ZM128 167H129V164H128ZM144 167H145V165H144ZM171 167H172V166H171ZM171 167H170V169H171ZM178 167H180V166H178ZM178 167H177V168H178ZM3 168H4V167H3ZM9 168H11V167H9ZM101 168H102V167H101ZM101 168H99V169H101ZM157 168L160 169L159 167H157ZM1 169H2V167H1ZM17 169H18V168L14 169V170L17 171ZM21 169H22V168H21ZM21 169H20V170H21ZM27 169H28V168H27ZM71 169H72V168H71ZM86 169H87V168H86ZM106 169H107V168H106ZM144 169H145V171H146V170L148 171V169H147L146 167H145ZM172 169H173V167H172ZM179 169H180V168H179ZM14 170H13V171H14ZM20 170H19V171H20ZM39 170H40V169H39ZM74 170H75V169H74ZM79 170H80V167H79ZM116 170H117V169H116ZM149 170H150V169H149ZM164 170L166 171V169H163V171H162V170H161V171H162V172H165ZM175 170H176V169H175ZM51 171H53V169H51ZM107 171H108V170H107ZM110 171H111V170H110ZM121 171H122V173H123V170H121ZM167 171H168V170H167ZM176 171H177V170H176ZM1 172H2V171H1ZM14 172H15V171H14ZM29 172H30V171H29ZM38 172H39V171H38ZM41 172H42V170H41ZM48 172H49V171H48ZM48 172H47V173H48ZM75 172H76V171H75ZM103 172L105 173V171H103ZM134 172H135V171H134ZM157 172H158V171H157ZM9 173H10V170H9ZM20 173H21V172H20ZM20 173H18V174L20 175ZM79 173H80V171H79ZM122 173H121V174H122ZM135 173H138V171L135 172ZM144 173H145V172H144ZM159 173H160V172H159ZM15 174H16V172H15ZM39 174H40V172H39ZM96 174H97V173H96ZM106 174H107V172H106ZM123 174H124V173H123ZM129 174H130V173H129ZM131 174H132V176H133L134 173L131 172ZM150 174H151V173H150ZM161 174H162V173H161ZM166 174H167V173H166ZM177 174H178V171H177V173H176V176H177ZM28 175H29V174H28ZM73 175H74V174H73ZM77 175H79V174H77ZM83 175H84V177L86 176L85 174H83ZM87 175H88V173H87ZM152 175H154V174H152ZM12 176H13V179H14V175H12ZM20 176H21V175H20ZM36 176H37V175H36ZM38 176L40 177V175H38ZM38 176H37V178H39ZM70 176H71V175H70ZM105 176H106V175H105ZM125 176H126V175H125ZM137 176H138V175H137ZM190 176H191V175H190ZM190 176H189V177H190ZM34 177H35V176H34ZM55 177H56V175H55ZM79 177H80V176H79ZM133 177H135V176H133ZM156 177H157V176H156ZM156 177H155V179H156ZM163 177H164V176H163ZM31 178H32V177H31ZM42 178H43V176H42ZM52 178H54V177H51V179H52ZM127 178H128V176H126V179H127ZM130 178H132V177H130ZM130 178H129V179H130ZM148 178L150 179L149 176H148ZM8 179H9V178H8ZM20 179H22V177H20ZM35 179H36V178H35ZM35 179H34V180H35ZM45 179H46V178H45ZM54 179H55V178H54ZM56 179H58V175H57V178H56ZM77 179H78V178H77ZM116 179L118 180V177H117ZM116 179H115V180H116ZM124 179H125V178H124ZM129 179H128V180H129ZM132 179H133V178H132ZM153 179H154V178H153ZM172 179H173V178H172ZM11 180H12V178H11ZM46 180H47V179H46ZM49 180H50V179H49ZM71 180H72V179H71ZM112 180H113V179H112ZM138 180H140V178H139ZM146 180H147V179H145L143 182H145ZM162 180H164V178H163ZM20 181H21V180H20ZM28 181H29V180H28ZM155 181H156V180H155ZM157 181H158V180H157ZM159 181H160V180H159ZM174 181H176V180H175V177H174ZM192 181H193V180H192ZM194 181H195V180H194ZM25 182H26V181H25ZM54 182H55V181H54ZM88 182H89V181H88ZM138 182H139V181H138ZM168 182H169V181H168ZM168 182H167V183H168ZM2 183H3V182H2ZM17 183H18V179H17ZM30 183H31V181H30ZM33 183H34V181H33ZM33 183H32V184H33ZM51 183H52V182H51ZM56 183H57V182H56ZM65 183H66V181H65ZM90 183H91V182H90ZM134 183H135V182H134ZM134 183H132V184H134ZM157 183H158V182H157ZM23 184H24V182H23ZM32 184H31V185H32ZM49 184H50V183H49ZM81 184H82V183H81ZM81 184H80V185H81ZM85 184H86V183H85ZM129 184H130V186H132L131 183H129ZM129 184L127 185L128 187H130ZM135 184H137V183H135ZM173 184H175V183H173ZM179 184H180V183H179ZM185 184H186V183H185ZM21 185H22V184H21ZM29 185H30V184H29ZM38 185L41 186V184H38ZM38 185H37V189H38ZM76 185H77V184H76ZM78 185H79V184H78ZM80 185H79V187L81 188ZM168 185H169V184H168ZM189 185H190V184H189ZM120 186H121V185H120ZM120 186L118 185V187H120ZM122 186H123V185H122ZM127 186H126V188H127ZM138 186H140V185H138ZM173 186H175V185H173ZM186 186H187V185H186ZM10 187H11V186H10ZM10 187H9V188H10ZM123 187H124V186H123ZM133 187H135V185H133ZM136 187H137V186H136ZM4 188H5V187H4ZM18 188H19V187H18ZM52 188H53V187H52ZM80 188H77V187H76V190H77V189H80ZM120 188H121V187H120ZM159 188H160V185H159ZM170 188H171V187H170ZM184 188H185V187H184ZM19 189H20V188H19ZM53 189H54V188H53ZM86 189H87V188H86ZM130 189H132V188H130ZM152 189H153V188H152ZM152 189H151V190H152ZM164 189H165V187H164ZM39 190H40V189H39ZM54 190H55V189H54ZM80 190H81V189H80ZM106 190H108V189H106ZM122 190H123V189H120V191H122ZM125 190H127V189H125ZM135 190H136V189H135ZM154 190H155V188H154ZM154 190H152V191H154ZM13 191H14V190H13ZM85 191H86V190H85ZM127 191H129V188H128ZM136 191H137V190H136ZM140 191L142 192V189H141ZM143 191H144V190H143ZM149 191H150V190L148 189V192H149ZM37 192H38V191H37ZM80 192H81V191H80ZM108 192H109V191H108ZM154 192H155V191H154ZM236 192H237V191H236ZM25 193H26V192H25ZM28 193H29V192H28ZM55 193H56V192H55ZM83 193H84V191H83ZM91 193H92V192H91ZM104 193H105V192H104ZM125 193H126V192H125ZM134 193H135V192H134ZM138 193H139V192H138ZM138 193H137V195H138ZM158 193H159V192H158ZM10 194H11V193H10ZM13 194H14V193H13ZM62 194H63V193H62ZM62 194H61V195H62ZM65 194H66V193H65ZM69 194H70V193H69ZM93 194H94V193H93ZM111 194H112V193H111ZM116 194H117V192H116ZM121 194H123V191H122ZM141 194H142V193H141ZM143 194H144V193H143ZM149 194H150V193H149ZM16 195H18V194H16ZM26 195H27V194H26ZM26 195H25V196H26ZM71 195H72V194H71ZM74 195L76 196L77 194L74 193ZM74 195H73V196H74ZM87 195H88V194H87ZM94 195H95V194H94ZM98 195H100V194H98ZM102 195H104V194H102ZM106 195H107V194H106ZM118 195L121 196L120 194H118ZM118 195H117V196H118ZM133 195H134V194H133ZM137 195H136V196H137ZM155 195H156V194H155ZM158 195H159V194H157L156 196H158ZM160 195H161V194H160ZM8 196H9V195H8ZM8 196H6V197H8ZM25 196H24V194H23V197H25ZM77 196H78V195H77ZM90 196H93V195L91 194ZM136 196H135V197H136ZM144 196H146V195H144ZM148 196H149V195H148ZM6 197H5V198H6ZM14 197H15V199H18L17 196H14ZM67 197H68V196H67ZM139 197H140V196H139ZM158 197H159V196H158ZM3 198H4V197H3ZM9 198H10V197H9ZM12 198H13V197H12ZM49 198H50V197H49ZM87 198H89V196H88ZM90 198H91V197H90ZM93 198H94V197H93ZM93 198H92V199H93ZM99 198H100V197H98V199H99ZM143 198H144V197H143ZM147 198H148V197H147ZM15 199H14V200H15ZM20 199H21V198H20ZM20 199H19V200H20ZM58 199H60V197H58ZM62 199H64V198H62ZM62 199H61V201H62ZM79 199H80V196H79ZM79 199H78V200H79ZM81 199H82V197H81ZM81 199H80V203H81ZM84 199H86V198H84ZM92 199H91V200H92ZM102 199H104V198H102ZM102 199H101V200H102ZM156 199H157V198H156ZM21 200H22V199H21ZM23 200H24V199H23ZM23 200H22V201H23ZM42 200H43V199H42ZM69 200H70V199H69ZM82 200H83V199H82ZM93 200H94V199H93ZM122 200H123V199H122ZM122 200H121V202H122ZM145 200H146V199H145ZM165 200H166V199H165ZM165 200H164V201H165ZM259 200L261 201L262 198L259 199ZM10 201H11V199H10ZM56 201H58V200H56ZM64 201L66 202V200H64ZM64 201H63V202H64ZM96 201H97V200H96ZM99 201H100V200H99ZM139 201H140V200H139ZM164 201H163V202H164ZM167 201H168V199H167ZM45 202H46V201H45ZM71 202H72V201H71ZM82 202H83V201H82ZM97 202H98V201H97ZM121 202H120V203H121ZM141 202H142V201H141ZM12 203H13V201L11 202V204H12ZM46 203H47V202H46ZM60 203H61V202H60V200H59V204H60ZM87 203H88V202H87ZM89 203H90V202H89ZM117 203L120 204L119 202H117ZM142 203H143V202H142ZM167 203H168V202H167ZM170 203H171V202H170ZM7 204H9V203H7ZM64 204H65V203H64ZM64 204H63V205H64ZM73 204H74V202H73ZM78 204H79V203H78ZM81 204H82V203H81ZM83 204H84V202H83ZM138 204H139V203H138ZM19 205H21V204H19ZM54 205H55V204H54ZM57 205H58V204H56L55 207H57ZM60 205H62V204H60ZM60 205H58V208L60 207ZM70 205H72V204L70 203ZM85 205H86V204H85ZM85 205H84V206H85ZM87 205H88V204H87ZM110 205H111V204H110ZM116 205H117V204H116ZM129 205H131V204H129ZM164 205H165V202H164V204H163V210H164ZM167 205H168V204H167ZM167 205H166V206H167ZM88 206H89V205H88ZM134 206H135V205L133 204V207H134ZM53 207H54V206H53ZM66 207H67V206H66ZM93 207H94V205H93ZM102 207H103V206H102ZM115 207H116V206H115ZM260 207H261V206H260ZM23 208H25V206H24ZM23 208H21V209H23ZM58 208H57V209H58ZM82 208H83V206H82ZM105 208H106V207H105ZM105 208H104V209H105ZM112 208H114V207H112ZM129 208H130V207H129ZM165 208H166V207H165ZM59 209L61 210V208H59ZM59 209H58V210H59ZM62 209H64V206L62 207ZM65 209H66V208H65ZM87 209H88V208H87ZM101 209H102V210H101ZM104 209L101 208V207L99 208V210H100V214L102 213L101 211H103V214H102V215H105V214H106L105 211L107 210V208H106L105 211H104ZM133 209H134V208H133ZM53 210L55 211L56 209L54 208ZM69 210H70V209H69ZM71 210H72V209H71ZM88 210H89V209H88ZM88 210H86V212H87ZM111 210H112V209H111ZM56 211H57V210H56ZM84 211H85V210H84ZM89 211H91V210H89ZM108 211H109V210H107L106 212H108ZM117 211H119V210H117ZM167 211H168V210H167ZM57 212H58V211H57ZM61 212H64V211L61 210ZM66 212H67V211H66ZM76 212H77V211H76ZM127 212H128V211H127ZM137 212H138V211H137ZM145 212H146V211H145ZM263 212H264V211H263ZM7 213H8V212H7ZM52 213H55V212H52ZM87 213H88V212H87ZM104 213H105V214H104ZM109 213H111V212H109ZM109 213H108V216H110ZM133 213H134V212H133ZM153 213H154V212H153ZM50 214H51V213H50ZM56 214H57V213H56ZM171 214H172V213H171ZM52 215H53V214H51V217H52ZM54 215H55V214H54ZM61 215H63V213H62V214H59V216H61ZM65 215H66V214H65ZM78 215H79V214H78ZM87 215H88V214H87ZM117 215H118V214H117ZM128 215H129V214H128ZM132 215H133V214H131V216H132ZM105 216H106V215H105ZM108 216H106V218H107ZM129 216H130V215H129ZM131 216H130V217H131ZM133 216H134V215H133ZM169 216H170V215H169ZM23 217H25V216H22L21 219H23ZM51 217H49V218H51ZM54 217H55V216H54ZM113 217H114V215H113ZM166 217H167V216H166ZM45 218H46V217H45ZM63 218H64V217H63ZM63 218H62V220H63ZM116 218H117V217H116ZM127 218H128V217H127ZM132 218H133V217H132ZM25 219H26V218H25ZM28 219H29V217H28ZM28 219H27V220H28ZM39 219H40V218H39ZM39 219H38V221H39ZM52 219H53V218H52ZM52 219H50V220L52 221ZM94 219H96V218H94ZM102 219H103V218H102ZM178 219H180V218H178ZM2 220H3V219H2ZM27 220H26V221H27ZM50 220H49V221H50ZM53 220H55V218H54ZM134 220H135V219H134ZM85 221H86V224L88 225V224H89L88 218H86ZM116 221H117V220H116ZM119 221H120V219H119ZM135 221H136V220H135ZM135 221H134V222H135ZM180 221H181V220H180ZM42 222H43V220L41 219L40 223H42ZM60 222H61V221H60ZM132 222H133V220H132ZM155 222H156V221H155ZM48 223H49V222H48ZM50 223H51V222H50ZM50 223H49V224H50ZM52 223H53V225H54V221H52ZM117 223H118V222H117ZM130 223H131V222H130ZM40 225H41V224H40ZM50 225H51V224H50ZM53 225H52V226H53ZM92 225H94V224H92ZM103 225H104V224H103ZM103 225H101V227H100L101 230H103L104 227H105V226H103ZM135 225H136V223H135ZM70 226H71V225H70ZM70 226H69V227H70ZM131 226H132V225H131ZM177 226H178V225H177ZM112 227H113V226H112ZM115 227H116V226H115ZM122 227H123V225H122ZM124 227H125V226H124ZM90 228H91V227H90ZM110 228H111V227H110ZM125 228H127V227H125ZM125 228H124V229H125ZM128 228H130V226H129ZM177 228H178V227H177ZM255 228H256V227H255ZM51 229H52V228H51ZM54 229H55V228H53V229H52L51 231H49V232H50V233L53 232ZM114 229H115V228H114ZM132 229H133V228H132ZM42 230H43V228H42ZM42 230H41V231H42ZM128 230L130 231V229H128ZM57 231H58V230H57ZM129 231H128V233H129ZM61 232H62V231H61ZM35 233H36V232H35ZM35 233H34V235H35ZM37 233H38V235H39V232H37ZM105 233H106V232H105ZM31 234H32V233H31ZM53 234H55V237L57 238V236H56L57 234L53 232V233H52V236H54ZM61 234H62V233H61ZM74 234H75V233H74ZM78 234H79V233H78ZM135 234H136V233H135ZM135 234H134V235H135ZM38 235H37V236H38ZM52 236H51V237H52ZM73 237H74V236H73ZM76 237H77V236H76ZM36 238H37V237H36ZM48 238H49V237H48ZM58 238H59V237H58ZM163 238H164V237H163ZM64 239H65V238H64ZM64 239H63L62 237H60L59 241H58V240H57V241L60 242V243H62V240H64ZM74 239H76V238H74ZM104 239H105V238H104ZM137 240H138V238H137ZM51 241H52V240H51ZM129 241H130V240H129ZM150 241H151V240H150ZM150 241H149V242H150ZM166 241H167V240H166ZM52 242H53V241H52ZM52 242H51V243H52ZM152 242H153V241H152ZM158 242H159V240H158ZM122 243H123V242H122ZM166 243H167V242H166ZM56 244H58V243L56 242ZM112 244H113V243H112ZM147 244H148V243H147ZM144 245H145V244H144ZM148 245H150V244H148ZM154 245H155V244H154ZM53 246H54V245H53ZM56 246H58V245H56ZM72 246H73V245H72ZM145 246H146V245H145ZM150 246H151V245H150ZM150 246H149V247H150ZM16 247H17V246H16ZM51 247H52V245H51ZM73 247H74V246H73ZM76 247H77V246H76ZM110 247H111V246H110ZM113 247H114V246H113ZM113 247H112V248H113ZM263 247H264V245H263ZM47 248H48V246H47ZM71 248H72V247H71ZM81 248H82V247H81ZM58 249H59V246H58ZM58 249H57V250H58ZM72 249H73V248H72ZM106 249H107V248H106ZM125 249H126V248H125ZM259 249H263V248H259ZM54 251H56V249H54ZM54 251H53L54 257L51 259V261L54 262V264H55V261H53V259H54V260L57 259V257H55V256L58 255V253L55 255ZM73 251H74V249H73ZM129 251H130V250H129ZM2 252H4V251H2ZM46 252H47V251L44 252V250H43V253L40 254L41 257H42V255H43V258H42L43 260L41 261V260L39 259V256H38V259H39V260H38L37 262L41 261V262H40V264H41L43 261H45L44 259H47L46 257L49 256V255H47V254H48L50 251L47 252V254H46ZM57 252H58V251H57ZM132 254H134V253H132ZM260 254H261V253H260ZM45 255H46V257H44ZM262 256H263V255H262ZM127 257H128V255H127ZM131 257H132V256H131ZM131 257H130V258H131ZM7 258H8V257H7ZM164 258H165V257H164ZM25 259H26V258H25ZM113 259H114V258H113ZM10 260H11V259H10ZM78 260H79V259H78ZM105 260H106V259H105ZM10 263H12V262H10ZM25 263H26V262H25ZM120 263H121V262H120ZM52 264H53V263H52Z\"/></svg>", "mask_w": 264, "mask_h": 264}]
</instances>
